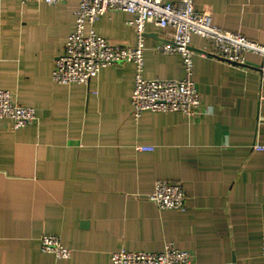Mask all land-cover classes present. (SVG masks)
<instances>
[{
    "label": "crops",
    "instance_id": "0c3cea01",
    "mask_svg": "<svg viewBox=\"0 0 264 264\" xmlns=\"http://www.w3.org/2000/svg\"><path fill=\"white\" fill-rule=\"evenodd\" d=\"M194 4L225 31L264 44V0ZM78 6L0 0V88L36 111L23 128L1 121L0 264H111L113 251H160L167 242L190 250L194 264H264V149L253 147L264 145L262 71L201 55L210 44L194 35L192 78L209 112L147 110L135 119L132 62L104 67L87 84L53 79ZM132 17L107 11L94 28L135 45ZM146 31L144 76L185 77L180 55L153 50L171 29L148 23ZM160 179L183 184L185 209L150 198ZM44 233L59 235L72 256L44 252Z\"/></svg>",
    "mask_w": 264,
    "mask_h": 264
},
{
    "label": "built area",
    "instance_id": "2783aa9c",
    "mask_svg": "<svg viewBox=\"0 0 264 264\" xmlns=\"http://www.w3.org/2000/svg\"><path fill=\"white\" fill-rule=\"evenodd\" d=\"M30 1V0H23ZM50 4L66 0H34ZM75 12L76 27L65 43L63 53L58 55L53 79L62 84L89 83L101 69L127 62L135 64L134 91L132 94V115L139 119L144 111L180 112L186 118L196 119L207 112L201 93L192 78L194 35L205 38L210 47L200 50L204 56L216 57L243 67H257L264 74V44L249 39L243 34L225 31L214 24L211 12L197 10L194 0H78ZM124 10L133 14L128 19L137 35L135 45L121 44L103 36L94 28V23L107 11ZM154 23L163 29H171L168 37L153 47L156 53L180 55L186 70L181 79L146 78L145 67L146 25ZM260 55L262 62L253 64L248 55ZM8 119L13 129L32 124L36 119L33 107L18 101L16 95L0 88V129L1 121ZM255 149L264 145L254 144ZM142 151L153 150L152 145H138ZM150 198L161 209L183 210L187 193L180 181L160 179ZM41 248L52 253L57 259L67 260L72 249L65 246L61 237L52 233L41 236ZM264 257V241L262 246ZM111 264H194V254L167 242L160 251L120 249L111 253Z\"/></svg>",
    "mask_w": 264,
    "mask_h": 264
},
{
    "label": "water",
    "instance_id": "95a60500",
    "mask_svg": "<svg viewBox=\"0 0 264 264\" xmlns=\"http://www.w3.org/2000/svg\"><path fill=\"white\" fill-rule=\"evenodd\" d=\"M253 64H255L256 66L259 65V64H256V63H253Z\"/></svg>",
    "mask_w": 264,
    "mask_h": 264
}]
</instances>
